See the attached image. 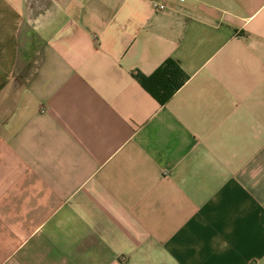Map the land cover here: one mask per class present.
I'll use <instances>...</instances> for the list:
<instances>
[{
	"label": "crops",
	"instance_id": "obj_1",
	"mask_svg": "<svg viewBox=\"0 0 264 264\" xmlns=\"http://www.w3.org/2000/svg\"><path fill=\"white\" fill-rule=\"evenodd\" d=\"M0 264H264V0H0Z\"/></svg>",
	"mask_w": 264,
	"mask_h": 264
},
{
	"label": "trees",
	"instance_id": "obj_2",
	"mask_svg": "<svg viewBox=\"0 0 264 264\" xmlns=\"http://www.w3.org/2000/svg\"><path fill=\"white\" fill-rule=\"evenodd\" d=\"M135 78L161 105L167 104L188 80V76L181 69L179 63L173 60L164 63L149 77L138 73Z\"/></svg>",
	"mask_w": 264,
	"mask_h": 264
},
{
	"label": "built area",
	"instance_id": "obj_3",
	"mask_svg": "<svg viewBox=\"0 0 264 264\" xmlns=\"http://www.w3.org/2000/svg\"><path fill=\"white\" fill-rule=\"evenodd\" d=\"M152 6L159 11H164L167 9V2L168 0H149ZM178 3H183L185 0H174Z\"/></svg>",
	"mask_w": 264,
	"mask_h": 264
}]
</instances>
